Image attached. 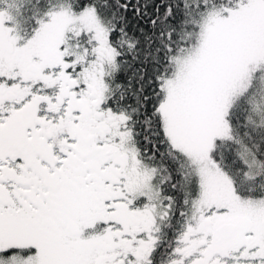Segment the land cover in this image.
<instances>
[{
  "label": "snow or ice",
  "instance_id": "snow-or-ice-1",
  "mask_svg": "<svg viewBox=\"0 0 264 264\" xmlns=\"http://www.w3.org/2000/svg\"><path fill=\"white\" fill-rule=\"evenodd\" d=\"M0 264H264V0H0Z\"/></svg>",
  "mask_w": 264,
  "mask_h": 264
}]
</instances>
